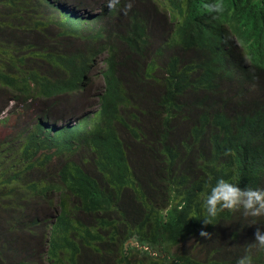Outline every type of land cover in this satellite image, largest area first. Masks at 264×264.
I'll use <instances>...</instances> for the list:
<instances>
[{
    "label": "trees",
    "instance_id": "trees-1",
    "mask_svg": "<svg viewBox=\"0 0 264 264\" xmlns=\"http://www.w3.org/2000/svg\"><path fill=\"white\" fill-rule=\"evenodd\" d=\"M163 1L169 14L149 0H130L132 8L124 14L129 0H121L111 11L99 2L97 17L66 19L55 12L45 16L54 0H0V109L10 98L37 99L45 88L71 78L87 56L107 52L100 71L105 90L94 113L68 124L58 137L45 127L56 108L52 104L39 125L0 139L2 234L25 235L37 221L35 214L45 208L58 209L52 231L60 229L61 236L64 228H72L95 243L115 231L110 244L93 257L75 249L68 237L52 249L51 264H233L227 250L236 235L222 224L232 214L223 212L216 225H204L199 194L243 136L237 121L228 123L232 99L222 94L215 107L210 103L212 84L204 70L233 77L239 66L223 64L209 54L215 48L203 50L194 39L165 40L162 51L153 49V22L160 21L158 16L174 20L185 2ZM202 1L234 7L227 0ZM234 1L239 16L248 18L241 6L247 0ZM261 30L252 21L246 26L242 42L252 54L261 53ZM148 70L151 74L145 75ZM134 86L131 96L122 92ZM79 100L81 95L64 99L59 110ZM22 111H29L28 105ZM38 186L45 193L36 192ZM62 187H68L65 195ZM57 192L59 202L52 205ZM111 203L120 208L115 224L105 220L91 228L83 220L102 217ZM24 215L32 221L25 224ZM43 229L39 233L46 238L48 226ZM201 231L210 235L201 237ZM224 236L226 246L218 248L216 239ZM127 241L137 246H125ZM8 252L0 245V254ZM0 264L11 263L0 256Z\"/></svg>",
    "mask_w": 264,
    "mask_h": 264
},
{
    "label": "clouds",
    "instance_id": "clouds-1",
    "mask_svg": "<svg viewBox=\"0 0 264 264\" xmlns=\"http://www.w3.org/2000/svg\"><path fill=\"white\" fill-rule=\"evenodd\" d=\"M149 1L158 10H165L169 14L167 3L163 0ZM227 1L234 4L230 10L222 9L219 2L208 4L202 0H185L175 12L174 20L165 22L158 16L157 20L160 21L153 22L157 27L150 33L151 46L162 51L163 43L157 47L152 38L156 32L164 33L163 42L182 37L194 39L203 50L215 48L209 54L220 58L224 61L223 64L239 66L240 72L239 69L236 70L238 75L233 77L216 69L204 70L212 84L209 89L213 94L207 96L210 103L215 107L220 95H228L233 101L234 112L228 123L237 121L242 126L243 136L235 151L220 159L212 184L199 194L202 209V217L199 219L204 225H216L221 213H231L229 219L222 221L227 227V232L236 235L228 247L227 255L231 257L233 264H264V0H247L246 4L241 5L248 18L239 16L237 2ZM99 2H105L110 11L118 9L121 5V0H86V3L80 6L72 0H54V8L45 16L55 12L66 19L74 16L97 17L100 13ZM131 8L132 3L129 0L124 4L122 11L126 14ZM249 21L262 29L261 53L252 54L242 42ZM221 36L223 38L218 41ZM106 57L105 50L100 54L93 52L77 65L71 78L57 87L45 88L35 100L24 102L20 98H10L6 107L0 109V139L10 135V132L24 131L27 126L39 125L52 104H56V108L48 115L45 127L53 129L58 137L68 124L73 126L87 114L94 113L105 90L100 71L105 67ZM100 64L102 68H99ZM97 72L103 88L101 94L96 97L97 104H94L89 91L94 84L93 80L97 78ZM199 73L201 75V72ZM78 95H81V100L72 102L63 111L59 110L58 102L64 99L74 100ZM24 105L29 107L26 113L22 111ZM4 115L7 116L3 119ZM15 115L17 118L13 122ZM10 121L13 124L8 126ZM222 167L224 169L220 171ZM68 187H62L63 195ZM43 188L38 186L36 192L45 193ZM58 196V192L53 194L52 205L58 204ZM119 213L117 203H111L105 207L102 217L90 216L83 220L88 222L91 228L99 221L111 220L115 224ZM58 214L60 213L50 215L48 208L39 210L35 214L36 223L23 236L5 235L0 232V245H5L9 251L0 256H6L11 264H51L52 249L61 245L68 237L76 242L75 249L90 252L92 257L115 237L114 231L113 237L108 238L103 234L92 243L77 230L73 233L72 228H64V234L61 236L60 229L52 231ZM21 221L28 224L32 219L31 216L24 215ZM45 225L49 231H46V238H42L39 231L44 230ZM209 235L206 231L200 232L201 237ZM215 243L218 248L226 246L225 236L216 239ZM128 245L137 246V243L127 241L125 246Z\"/></svg>",
    "mask_w": 264,
    "mask_h": 264
},
{
    "label": "rangeland",
    "instance_id": "rangeland-1",
    "mask_svg": "<svg viewBox=\"0 0 264 264\" xmlns=\"http://www.w3.org/2000/svg\"><path fill=\"white\" fill-rule=\"evenodd\" d=\"M153 40H154V43H155V46L159 47L160 45H162L163 43V39H164V33L163 32H156L154 33V35L152 36ZM99 68H102V65L100 64ZM151 73L149 72V70L146 72L145 75H150ZM97 75V78L95 80H93V86L92 88L90 89L89 91V94H90V97L91 99L93 100V103L94 104H97V99L96 97L99 96L101 94V91H102V83L99 79V74L98 72L96 73ZM89 88V87H88ZM136 86L134 87H123V90L122 92L128 96H131L132 94H134V92H136L135 90ZM7 115H4L3 116V119L6 117ZM17 118V115H15L13 118H12V121L14 122ZM10 121L8 123V126L13 124V122ZM4 130V128H2V131ZM58 209L55 208L53 209L52 211H50V215H55V212L57 211Z\"/></svg>",
    "mask_w": 264,
    "mask_h": 264
}]
</instances>
